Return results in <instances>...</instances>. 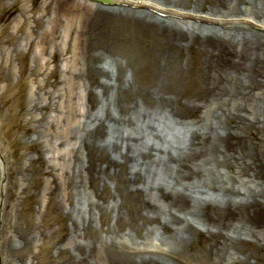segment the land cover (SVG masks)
Instances as JSON below:
<instances>
[{
  "label": "bare ground",
  "instance_id": "6f19581e",
  "mask_svg": "<svg viewBox=\"0 0 264 264\" xmlns=\"http://www.w3.org/2000/svg\"><path fill=\"white\" fill-rule=\"evenodd\" d=\"M109 2L120 6L43 2L41 54L72 55L68 74L43 71L22 105L35 156L7 168L4 208L19 210L45 176L39 217L54 206L62 223L1 217L2 264H264V0ZM63 90L68 109L54 119ZM54 146L57 163L45 158ZM152 238L159 252L144 247Z\"/></svg>",
  "mask_w": 264,
  "mask_h": 264
},
{
  "label": "rangeland",
  "instance_id": "374dc122",
  "mask_svg": "<svg viewBox=\"0 0 264 264\" xmlns=\"http://www.w3.org/2000/svg\"><path fill=\"white\" fill-rule=\"evenodd\" d=\"M2 1L5 4H12L14 2V0ZM86 1L89 3L94 2L92 0ZM43 2L44 0H19L15 6L17 7V10H15V7L8 9H2L0 7V64H2L4 68L6 67V77L9 79V82H11L10 87L6 86L5 80L0 78V151L6 155V161L5 159H0V219L1 217H5L9 222L12 221L14 223L17 221L23 228H25L28 223L33 221L37 222L42 228H48L50 226L57 227L59 223H62L54 206L49 208L46 216L43 218L39 217V209L43 205L42 211L44 212L46 210L45 206L48 202V198L41 194V192H43L42 189L45 176L39 175L34 178L33 187L27 197H25L22 205H19V210H17V208H13L12 201L14 198L12 197L10 199L12 203L10 202L11 204H8L6 209L4 208L5 202H8L6 199V192L8 188H10L11 191H14L13 185L15 181L10 180L12 178H9V174L6 172L7 168L10 167V165L15 167L17 163L20 165V162L26 156L25 154L35 156L34 150H26L27 147H30L29 138L33 136V123L28 124L30 116L21 112L22 105H24L28 95L35 91L38 85H44V75L49 73L51 75V80L56 79V77H63L65 73L67 75L68 73L65 66L67 61L64 60L67 58V60H69L68 62H70V56L72 55L70 52L67 55H61V53L53 55L52 50H49L44 55L41 54L42 35L44 30L50 26V21L48 19L49 15L44 11V7L42 6ZM106 6L118 7L120 4L118 3ZM23 7L27 9L24 14L25 17L19 14V11ZM30 16H34L36 19L40 16L44 18V20L35 22L34 18ZM161 16L170 18L168 15L162 14ZM20 18L26 19V23L21 24ZM170 19L178 20L180 22L189 21L196 24L202 23L207 27H219L216 23H206L189 18L184 20L182 18ZM11 33L16 35V39L10 37ZM61 46L62 48L66 47L65 42H62ZM14 47L22 50L23 56L20 60L24 71L22 75L20 72L21 64H19V59H17L15 55H13L12 58L10 57L12 54L11 51ZM59 55L61 56L58 61V67L56 68L55 64ZM71 65L72 62L69 63L68 69ZM33 67H42L35 76H31L29 74V69ZM54 70L55 72L52 74ZM43 71L45 72L43 73L44 75L42 74ZM191 76L192 75H190V78ZM69 99V93L63 90L61 100L57 103H60V111L52 113V116L56 115L54 119H56L57 116L60 120L65 118L64 113L68 109ZM81 102H87L85 92L81 96ZM54 108L55 106L53 109ZM10 110L15 112L13 116L10 115ZM164 134L168 137V139H175L178 135H180V127H165ZM57 150L58 149L54 146L50 152L45 153V158L47 160L52 159V163H57L59 160L57 158L60 155ZM63 153L64 152H62V154ZM33 166L37 168L38 163L35 162ZM7 230H9V228ZM60 234H62V232ZM155 244H160V240L156 238L148 239L147 246L144 245V247L152 251L159 252L156 247L153 246ZM141 247H143V245ZM47 255L48 253L44 255V260L48 258ZM0 264H2L1 260Z\"/></svg>",
  "mask_w": 264,
  "mask_h": 264
},
{
  "label": "water",
  "instance_id": "95a60500",
  "mask_svg": "<svg viewBox=\"0 0 264 264\" xmlns=\"http://www.w3.org/2000/svg\"><path fill=\"white\" fill-rule=\"evenodd\" d=\"M95 1L108 2L109 0H95Z\"/></svg>",
  "mask_w": 264,
  "mask_h": 264
}]
</instances>
